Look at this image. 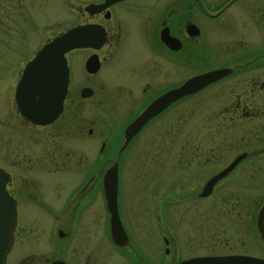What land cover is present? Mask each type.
Returning a JSON list of instances; mask_svg holds the SVG:
<instances>
[{
	"label": "flooded vegetation",
	"instance_id": "1",
	"mask_svg": "<svg viewBox=\"0 0 264 264\" xmlns=\"http://www.w3.org/2000/svg\"><path fill=\"white\" fill-rule=\"evenodd\" d=\"M1 1V9L28 7ZM52 7L64 25L41 45L74 26L91 44L65 53L66 91L45 121L23 114L15 98L41 45L22 60L1 57L0 171L14 210L5 264H264V0ZM3 16L5 42L19 27ZM220 67L230 70L126 138L156 97ZM146 158L155 165L141 172ZM114 161L117 214L103 188Z\"/></svg>",
	"mask_w": 264,
	"mask_h": 264
},
{
	"label": "water",
	"instance_id": "2",
	"mask_svg": "<svg viewBox=\"0 0 264 264\" xmlns=\"http://www.w3.org/2000/svg\"><path fill=\"white\" fill-rule=\"evenodd\" d=\"M85 28L74 26L59 33L45 42L26 63L22 77L15 89V98L20 111L35 121L49 119L50 110L58 111L66 91L68 68L65 53L81 45H90L91 41L83 35ZM229 67H220L195 74L179 86L170 89L151 101L137 117L127 125L126 138H130L152 115L159 112L171 101L197 91L214 79L226 74ZM40 100L31 107L35 95ZM0 171V264H5V254L9 250L12 238L14 210L11 198L4 187ZM118 162L114 161L105 170L103 188L110 212L117 211ZM264 238V224L259 225Z\"/></svg>",
	"mask_w": 264,
	"mask_h": 264
},
{
	"label": "rangeland",
	"instance_id": "3",
	"mask_svg": "<svg viewBox=\"0 0 264 264\" xmlns=\"http://www.w3.org/2000/svg\"><path fill=\"white\" fill-rule=\"evenodd\" d=\"M28 3L27 8L21 7L20 9H10L8 12H5V9L0 8V13L4 10V20H13L18 23L19 29L18 32L14 31V35H9L10 40H6L3 44L0 41V84L2 82V75L4 74V69L6 66H2L1 57H6L12 59V55L16 54L17 60H22L34 52L39 45H41L42 41L45 37L51 36L56 33L57 30L63 27L64 15L63 11L59 9H54L52 7L53 0H21L20 4ZM1 5H7L6 2L1 1ZM13 24V22H12ZM3 46V47H2ZM12 61V60H11ZM4 62V61H3ZM199 116L195 114V118ZM196 121V120H194ZM108 157L106 155H101L99 157V163L101 167H105L108 164ZM129 164L126 161L124 164ZM144 164V165H143ZM142 164L139 169L141 172L146 165H155L154 158L150 160L146 158L145 162ZM154 170V169H152ZM129 175V173H127ZM126 174V175H127ZM132 175V173L130 174ZM122 177L125 179V172L122 173ZM145 180H153V178H145Z\"/></svg>",
	"mask_w": 264,
	"mask_h": 264
}]
</instances>
